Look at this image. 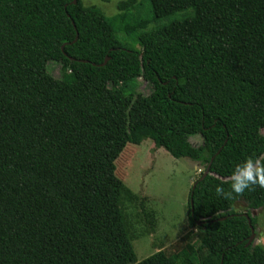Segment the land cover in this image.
Listing matches in <instances>:
<instances>
[{"label": "trees", "instance_id": "1", "mask_svg": "<svg viewBox=\"0 0 264 264\" xmlns=\"http://www.w3.org/2000/svg\"><path fill=\"white\" fill-rule=\"evenodd\" d=\"M73 1L0 0V264H264L234 210L256 232L264 188L216 194L264 161V0H146L153 20L185 15L151 31L137 0L113 17ZM146 140L211 169L190 191L186 243L138 262L125 204L146 200L115 163Z\"/></svg>", "mask_w": 264, "mask_h": 264}, {"label": "rangeland", "instance_id": "2", "mask_svg": "<svg viewBox=\"0 0 264 264\" xmlns=\"http://www.w3.org/2000/svg\"><path fill=\"white\" fill-rule=\"evenodd\" d=\"M80 1L85 7L101 9L107 17L119 13L120 0ZM137 1L145 6L141 9L142 17L151 21L146 31L167 26L185 16L181 12L165 19L153 20V15L149 14L150 3L146 0ZM127 36L126 33L121 34L120 40L126 43ZM135 47L139 49L136 44ZM49 72L59 78L60 65L50 63ZM138 85L142 94H151L152 87L148 83L139 80ZM191 143L198 148L202 146L203 140L200 136H194ZM115 164L116 176L135 194L146 200L145 210L139 204H125L137 261L142 262L173 245H184L191 231L188 220L190 191L204 172L205 165L190 159H175L166 150L158 149L152 140H146L139 146L128 144ZM234 210L243 215L249 211L243 202L237 204ZM251 213L257 218L255 245L264 247V210Z\"/></svg>", "mask_w": 264, "mask_h": 264}, {"label": "clouds", "instance_id": "3", "mask_svg": "<svg viewBox=\"0 0 264 264\" xmlns=\"http://www.w3.org/2000/svg\"><path fill=\"white\" fill-rule=\"evenodd\" d=\"M230 180L231 187L229 191L220 186L216 187L217 196L231 199L233 194L240 196L254 186L264 188V161L249 157L234 168Z\"/></svg>", "mask_w": 264, "mask_h": 264}, {"label": "water", "instance_id": "4", "mask_svg": "<svg viewBox=\"0 0 264 264\" xmlns=\"http://www.w3.org/2000/svg\"><path fill=\"white\" fill-rule=\"evenodd\" d=\"M73 4L76 5V4H77V0H74V1H73ZM108 60H109V59L107 58L106 61L104 62V64H102L101 66L106 65L107 62H108ZM82 62L88 63V61H82ZM210 169H211V164L209 165L208 169L204 172L203 177L201 178V180L205 179V178L210 174ZM195 186H196V185L193 186V189L195 188ZM244 216L247 218V220H248V222H249V225H250V227H251V231H252L251 238H250V240H249V242H248V244H247V247H250V246L253 244L254 240H255L256 232H255V229H254V227H253V225H252L251 218H250L247 214H245Z\"/></svg>", "mask_w": 264, "mask_h": 264}]
</instances>
